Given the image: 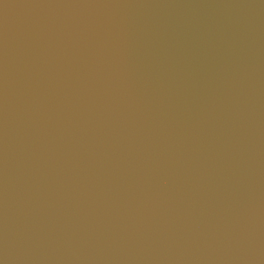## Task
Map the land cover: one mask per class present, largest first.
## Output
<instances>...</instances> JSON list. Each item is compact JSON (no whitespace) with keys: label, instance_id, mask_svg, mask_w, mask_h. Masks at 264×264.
<instances>
[{"label":"water","instance_id":"water-1","mask_svg":"<svg viewBox=\"0 0 264 264\" xmlns=\"http://www.w3.org/2000/svg\"><path fill=\"white\" fill-rule=\"evenodd\" d=\"M0 264H264V0H0Z\"/></svg>","mask_w":264,"mask_h":264}]
</instances>
